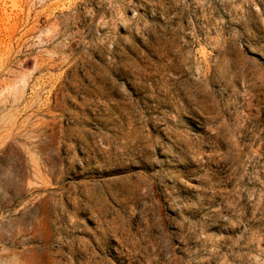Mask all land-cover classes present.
Instances as JSON below:
<instances>
[{"label": "rangeland", "instance_id": "1", "mask_svg": "<svg viewBox=\"0 0 264 264\" xmlns=\"http://www.w3.org/2000/svg\"><path fill=\"white\" fill-rule=\"evenodd\" d=\"M0 264H264V0H0Z\"/></svg>", "mask_w": 264, "mask_h": 264}]
</instances>
